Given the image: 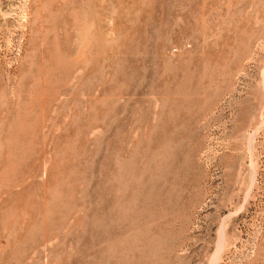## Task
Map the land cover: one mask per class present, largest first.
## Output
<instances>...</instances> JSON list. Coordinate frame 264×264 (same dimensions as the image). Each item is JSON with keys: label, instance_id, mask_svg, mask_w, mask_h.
Instances as JSON below:
<instances>
[{"label": "rangeland", "instance_id": "rangeland-1", "mask_svg": "<svg viewBox=\"0 0 264 264\" xmlns=\"http://www.w3.org/2000/svg\"><path fill=\"white\" fill-rule=\"evenodd\" d=\"M0 264H264V0H0Z\"/></svg>", "mask_w": 264, "mask_h": 264}]
</instances>
